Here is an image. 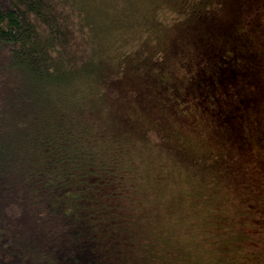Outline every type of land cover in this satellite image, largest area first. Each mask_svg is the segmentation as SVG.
I'll return each mask as SVG.
<instances>
[{
  "label": "trees",
  "instance_id": "obj_1",
  "mask_svg": "<svg viewBox=\"0 0 264 264\" xmlns=\"http://www.w3.org/2000/svg\"><path fill=\"white\" fill-rule=\"evenodd\" d=\"M0 52V257L264 264L247 179L248 211H227L211 180L157 169L118 112L127 77L172 136L170 113L203 117L261 168L264 0H0Z\"/></svg>",
  "mask_w": 264,
  "mask_h": 264
},
{
  "label": "rangeland",
  "instance_id": "obj_2",
  "mask_svg": "<svg viewBox=\"0 0 264 264\" xmlns=\"http://www.w3.org/2000/svg\"><path fill=\"white\" fill-rule=\"evenodd\" d=\"M70 2L72 3L73 0H70ZM169 41L170 38H165L161 48H166ZM2 59L3 56L0 52V63L3 61ZM125 80V90H128L126 95L131 94V96H127L125 100L120 101L122 108L118 109V112H121L122 117H126L125 121L131 125L135 132L141 135L140 138L143 139L141 146L158 158L157 163H155L157 169L162 165L169 167L172 162H177L181 171L198 179L211 180L212 184L211 182L210 184L221 195L222 203L229 212H233L232 206L248 211L245 204L249 201V194L240 192L243 183L246 184L245 179H247L246 182L250 183L247 188L249 193L255 191L254 198L251 197V200L256 206L262 205L258 209L264 212V163L260 164L261 168H258L257 159L251 157L252 151L257 152L259 158L262 157L261 149L253 147L243 149V152H241L230 141L229 143H222L212 133V126L209 121L200 117L202 121L199 122V119L196 120L187 113L174 115L170 113L171 117L167 118L171 122L170 125L179 128L178 136H176L178 138L172 136L169 129L160 127L158 124L160 119H164V107H159V103L153 102L141 91L144 106L132 92V88L137 87L138 84H134L127 77H125ZM111 102L116 101L109 97L108 103ZM177 189L178 187H175L174 191H177ZM250 214L252 215V213ZM251 218L253 223L254 218ZM251 222L246 224L250 225ZM260 237L261 245L264 246V225ZM108 246L109 250L113 247L112 244H108ZM26 259L25 254L14 261H11V257L7 254H2L0 257V260L4 261L3 264H27Z\"/></svg>",
  "mask_w": 264,
  "mask_h": 264
}]
</instances>
